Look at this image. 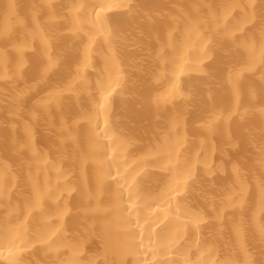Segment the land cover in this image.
Instances as JSON below:
<instances>
[{
    "label": "bare ground",
    "instance_id": "obj_1",
    "mask_svg": "<svg viewBox=\"0 0 264 264\" xmlns=\"http://www.w3.org/2000/svg\"><path fill=\"white\" fill-rule=\"evenodd\" d=\"M0 264H264V0H0Z\"/></svg>",
    "mask_w": 264,
    "mask_h": 264
}]
</instances>
